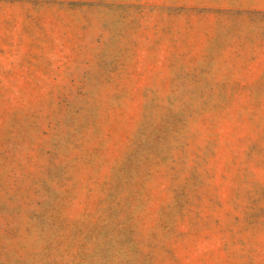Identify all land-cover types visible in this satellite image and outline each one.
<instances>
[{
	"label": "rangeland",
	"instance_id": "obj_1",
	"mask_svg": "<svg viewBox=\"0 0 264 264\" xmlns=\"http://www.w3.org/2000/svg\"><path fill=\"white\" fill-rule=\"evenodd\" d=\"M0 264H264V0H0Z\"/></svg>",
	"mask_w": 264,
	"mask_h": 264
}]
</instances>
